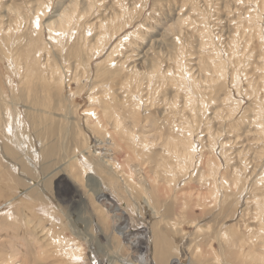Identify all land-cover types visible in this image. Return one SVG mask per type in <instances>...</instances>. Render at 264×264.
Instances as JSON below:
<instances>
[{"label":"rangeland","instance_id":"rangeland-1","mask_svg":"<svg viewBox=\"0 0 264 264\" xmlns=\"http://www.w3.org/2000/svg\"><path fill=\"white\" fill-rule=\"evenodd\" d=\"M0 264H264V0H0Z\"/></svg>","mask_w":264,"mask_h":264},{"label":"bare ground","instance_id":"bare-ground-1","mask_svg":"<svg viewBox=\"0 0 264 264\" xmlns=\"http://www.w3.org/2000/svg\"><path fill=\"white\" fill-rule=\"evenodd\" d=\"M102 122V121H101ZM121 124V123H120ZM118 125H119V123H118ZM122 125V124H121ZM122 127H123V125H122ZM117 128V127H116ZM121 128V127H120ZM118 129H119V126H118ZM127 129V128H126ZM120 130V129H119ZM123 130H124V128H123ZM121 131V130H120ZM95 133H97V132H95ZM126 136V135H125ZM128 136V135H127ZM185 145V144H184ZM183 149V148H182ZM185 149V148H184ZM176 151V150H175ZM180 151V150H179ZM183 152H184V150H183ZM183 152H182V154H183ZM186 152V151H185ZM177 154V153H176ZM181 154V153H180ZM187 154V153H186ZM191 158H192V156H191ZM76 160V159H75ZM20 168V167H19ZM23 168V167H22ZM177 168V167H176ZM21 170V169H20ZM19 170V171H20ZM22 171V170H21ZM138 175V174H137ZM24 176V175H23ZM92 181H93V184L95 183V181L93 180V179H91ZM97 180H99V181H96L97 182V184H98V186H100V184H101V181H102V179L100 180V179H97ZM140 180V179H139ZM94 185H96V183L94 184ZM118 186H120V184L118 185ZM122 188V187H121ZM124 189V188H123ZM161 189V188H160ZM98 195H101V193H99ZM152 201V200H151ZM151 201L149 202V203H151ZM109 208H111V207H109ZM116 209V208H115ZM77 219H79V218H77ZM87 219V218H86ZM85 219V220H86ZM119 220H121V219H119ZM75 221H77V220H75ZM120 224V223H119ZM158 234V233H157ZM145 238V237H144ZM160 238V237H159ZM241 247V246H240Z\"/></svg>","mask_w":264,"mask_h":264},{"label":"snow or ice","instance_id":"snow-or-ice-1","mask_svg":"<svg viewBox=\"0 0 264 264\" xmlns=\"http://www.w3.org/2000/svg\"><path fill=\"white\" fill-rule=\"evenodd\" d=\"M37 26H39V22L37 21Z\"/></svg>","mask_w":264,"mask_h":264}]
</instances>
